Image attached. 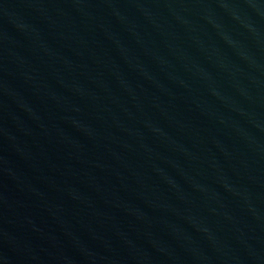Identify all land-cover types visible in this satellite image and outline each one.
<instances>
[{
	"label": "water",
	"instance_id": "1",
	"mask_svg": "<svg viewBox=\"0 0 264 264\" xmlns=\"http://www.w3.org/2000/svg\"><path fill=\"white\" fill-rule=\"evenodd\" d=\"M0 264H264V0H0Z\"/></svg>",
	"mask_w": 264,
	"mask_h": 264
}]
</instances>
